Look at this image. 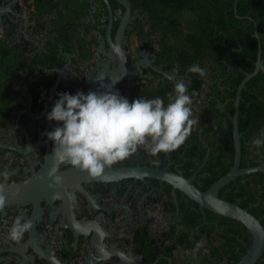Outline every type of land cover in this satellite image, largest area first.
Returning <instances> with one entry per match:
<instances>
[{
	"label": "flooded vegetation",
	"instance_id": "1",
	"mask_svg": "<svg viewBox=\"0 0 264 264\" xmlns=\"http://www.w3.org/2000/svg\"><path fill=\"white\" fill-rule=\"evenodd\" d=\"M125 1L127 21L118 31L125 7L117 0H0V183L76 168L52 155L55 145L46 135L62 126L46 118L58 93L109 86L130 103L161 97L167 104L175 82L183 80L188 94L196 93V141L189 136L178 149L157 156L139 146L110 167L181 173L198 188L205 159L196 165L184 153H200L201 142L206 146L198 115L206 93L214 97V72L206 68L204 78L189 73L190 66L178 60L181 40L154 25L139 0ZM214 61L212 51L209 66ZM17 217L32 226L14 242L7 234ZM216 220L206 221L196 202L155 177L77 182L0 209V264H211L207 242L218 246L222 235L232 234L223 227L237 226L235 220ZM200 240L204 246L194 256ZM229 255L222 253L217 264H227Z\"/></svg>",
	"mask_w": 264,
	"mask_h": 264
},
{
	"label": "trees",
	"instance_id": "2",
	"mask_svg": "<svg viewBox=\"0 0 264 264\" xmlns=\"http://www.w3.org/2000/svg\"><path fill=\"white\" fill-rule=\"evenodd\" d=\"M134 1L129 0L131 5H134ZM139 5L154 25H164V32L181 40L179 46L183 50L179 53L180 62L188 66L198 64L204 69L210 67L214 72V97L209 98L206 93V102L201 105L198 115L200 137L206 146L201 142L200 153H184L186 160H195L196 165L205 159L198 171L197 187L200 190L224 174L232 163L233 98L239 81L254 67L257 44L253 33L255 28L261 52L256 74L245 82L239 93L238 166L241 168L264 163V147L252 145V140L264 132V0H139ZM164 36L168 35L164 33ZM212 51L215 61L209 66ZM190 139L196 141L194 131ZM206 147H210L208 153H205ZM218 196L246 208L264 227V172L235 177L218 190ZM203 212L208 222L216 219L233 220L206 209ZM235 223L236 228L223 227V230H232L229 238L222 235L225 240L223 243L214 246L207 242L206 255L210 257L211 264H217L223 258L221 254L227 251L230 255L225 263L233 264L249 246V233L241 223ZM254 264H264V250Z\"/></svg>",
	"mask_w": 264,
	"mask_h": 264
},
{
	"label": "clouds",
	"instance_id": "3",
	"mask_svg": "<svg viewBox=\"0 0 264 264\" xmlns=\"http://www.w3.org/2000/svg\"><path fill=\"white\" fill-rule=\"evenodd\" d=\"M188 72L206 76V69L198 64ZM48 121L62 122L48 132L47 138L55 145L52 155L59 162L86 170L92 177L101 176L110 167L146 146L152 156L178 149L191 135L198 120L192 110V96L183 80L174 84V93L168 94L169 103L161 97L129 100L106 86L103 92L80 91L75 95L58 93ZM256 148L264 147V132L252 140ZM6 200L0 195V209ZM31 223L15 218L8 229L7 240L18 242L31 228ZM204 246L197 241L192 254Z\"/></svg>",
	"mask_w": 264,
	"mask_h": 264
},
{
	"label": "water",
	"instance_id": "4",
	"mask_svg": "<svg viewBox=\"0 0 264 264\" xmlns=\"http://www.w3.org/2000/svg\"><path fill=\"white\" fill-rule=\"evenodd\" d=\"M117 1L125 7L124 16L118 27V31H120L127 21L128 5L125 0ZM253 33L257 43L254 67L251 72L245 73L239 81L233 98V111L231 115L232 163L229 169L209 184L207 188L199 190L191 183L192 177L184 178L181 173L175 174L156 168L137 166L106 167L104 173L99 177H92L86 170L72 168L36 174L18 181L0 183V195L4 196L6 205L37 201L47 195L62 191L67 186L77 182L111 180L141 175L155 177L168 182L173 188L184 193L189 199L196 202L201 209H206L241 223L249 233L250 244L233 264H254L264 250V227L260 224L259 219L249 213L246 208L226 201L217 194L222 186L239 175L264 172V163L262 162L254 166L238 167L240 158V143L237 131L239 93L245 82L256 74L259 68L261 52L255 28Z\"/></svg>",
	"mask_w": 264,
	"mask_h": 264
}]
</instances>
